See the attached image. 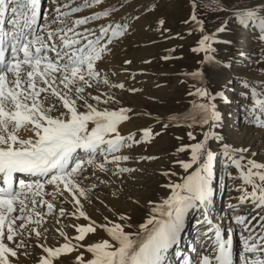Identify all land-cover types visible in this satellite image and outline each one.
<instances>
[{
    "label": "snow or ice",
    "instance_id": "snow-or-ice-1",
    "mask_svg": "<svg viewBox=\"0 0 264 264\" xmlns=\"http://www.w3.org/2000/svg\"><path fill=\"white\" fill-rule=\"evenodd\" d=\"M202 2L190 0L184 23L191 29L189 35L192 31L200 33L198 46L191 51L203 53L204 62H214V45L231 44L219 39L228 25L222 21L214 32L205 34L204 21L197 14ZM260 2L258 7L248 0H219L213 7L231 16L232 23L242 30L251 29L256 42L264 44V0ZM51 3L53 18L49 22L41 0H0V264H21L22 257L32 258V264H193L191 255L185 256L179 245L188 217L197 213V226L206 228L202 235L211 243L207 248L201 244L200 252L192 249L197 256L195 264H235L233 225L240 233V264H264V163L253 159L256 153L247 147H234L213 131L223 126L213 103L217 98L224 100L223 93L212 94L196 87L188 95L203 102H193L187 114L157 119L161 131L145 127L121 134V125L137 114L122 106L112 89L131 93L142 90L113 83L101 65L112 54L114 42L127 34L128 21L138 16L125 14L123 22H117L110 17L119 9L104 6L105 0H83L75 6L74 0ZM97 6L102 10L66 23L65 18ZM124 7L121 0L120 8ZM98 21L104 23L96 24ZM158 24L167 31L164 19ZM174 38L182 37L177 34ZM241 56L252 60L244 53ZM256 63L264 64V60ZM184 75L204 82L200 71ZM101 84L105 91L99 89ZM241 86L251 88L250 97L245 96L253 106L249 111L254 116L255 109L264 114V99L259 98L264 96V84L252 86L244 80ZM250 123L264 130L261 116ZM171 126H207L201 139L189 130L185 134L191 143L176 147L173 155L185 153L188 157L172 162L173 168L179 165L182 169L179 182L172 180L177 177L174 170L159 173L167 179L160 187L169 191L158 202H147L149 211L141 222L132 212H116L106 204L104 208L112 216L101 213L102 220L93 219L86 206L94 208V200L103 204L101 193L93 196V192L100 184L111 183L99 174L111 172L122 178L137 170L122 165L159 159L147 155L137 160L122 150L151 143ZM217 159L225 170L222 179L241 181L229 185L238 195L234 197L236 203L228 205L231 215L227 233L210 218ZM229 168L237 175L233 176ZM112 195L118 199L116 192ZM65 204L71 205L70 211ZM257 209L259 217L253 214ZM48 217H54L57 224L62 218L77 222L56 228L57 243L50 245L49 229L44 227ZM64 228H72L74 235L69 236ZM99 232L106 238L85 243L90 234Z\"/></svg>",
    "mask_w": 264,
    "mask_h": 264
},
{
    "label": "rangeland",
    "instance_id": "rangeland-1",
    "mask_svg": "<svg viewBox=\"0 0 264 264\" xmlns=\"http://www.w3.org/2000/svg\"><path fill=\"white\" fill-rule=\"evenodd\" d=\"M82 2L83 0H75L72 5ZM123 2L125 4L124 8H120L121 0H105L104 4V6H117L119 10L110 17L117 22H123L122 17L125 14L138 16V19L128 21L130 27L127 34L121 40L114 42L112 54L108 57V59H111L112 64L123 66V70L113 69L115 75L108 74V76L113 83H118L119 78H121L120 80H123L125 89L136 88L142 91L131 93L112 89L120 99L121 105L132 108L137 114L132 120L121 125V134L137 132V130L145 127H151L154 131H161V124L157 123V119L163 120L173 115L189 113L192 110L193 102H203L198 101L195 96L188 95L189 91L195 92L196 87H204L212 94L222 92L225 97L224 100L217 98L213 101L216 104L217 111L221 114L223 124L222 127L213 129V131L223 135L225 142L234 147H247L250 152L256 153V156L252 157L253 159L259 163H264V130L259 129L261 132L254 133L252 131L248 134L247 128L253 127V124L244 125L245 119L242 117L244 111L250 115V120L257 115L263 119L264 114L260 113L259 109L254 110L255 116L249 111L253 106L250 98L246 99L245 96L250 97L251 88L246 90L241 86V82L244 80H247L252 86L264 84V64L256 63L257 60H264V56L260 54L256 56V61H253L255 56L250 54L249 50L239 48L246 31L232 23L231 16L214 9L213 5H216L219 0H204L197 13L198 17L204 21L205 34L214 32L222 21L228 25L226 31L219 34V39L221 41L230 40L231 44L217 43L214 45L216 49L213 53L214 62H204L203 53L191 51L193 47L198 46L200 33L192 31V34L189 35L191 29L188 24L184 23L189 15L188 3L190 0H123ZM231 2L235 3L236 0H231ZM253 2L254 0H248L250 4ZM48 5V2L45 3L44 1L42 9L45 11ZM150 6H154V8ZM99 10H102L101 6L84 9L80 13L73 14V16L82 15L83 17ZM161 18L165 21L163 28L167 31H162L158 24V20ZM95 23H104V21ZM93 26L95 25L93 24L90 27ZM177 34L182 38H174ZM251 41L255 43L253 48L255 52L259 49L264 51V44L256 42L254 33ZM173 49L174 51H172ZM241 53L250 56L252 58L251 62L245 60ZM124 60H130L131 63L125 65ZM145 61L150 62L145 63ZM225 64H230L231 67H225ZM195 71L202 73L203 84L199 80L192 79L190 75H184ZM181 81L184 82L181 83ZM98 87L101 91L106 90V86L103 84ZM153 91L161 93L160 97L151 96L150 93ZM258 91L261 90L258 88ZM147 94L149 95L143 99L144 103H141L140 98L145 97ZM259 98L264 99V96ZM121 105H108V107L117 108ZM189 130L193 131L197 140H199L202 138V132L207 130V126L204 129L198 126L192 129L171 126L163 131L160 136L155 137L151 143H141L134 145L132 149H123L124 154H129L137 160L141 156L147 155L158 156L159 159L140 161L139 163L130 161L127 165H122L137 169L131 175L125 174L122 178L113 176L111 172L100 175L101 179L111 181V183L107 186L100 184L94 190L93 196L96 192H99L103 200L104 197L111 196L112 192H117V195L119 194L118 198L125 200V204L128 203L126 209L122 212H132L134 219L141 222L149 211L147 202L149 200L158 202L169 191L160 187L161 184L167 183V179L159 173L169 169L174 170L177 172V177H172V180L179 182L178 177L182 173V169L179 165L173 168L172 162L177 159L186 160L188 157L185 153L176 155H173V153L181 143H191L185 134ZM256 135L260 136V139L252 141ZM177 136H181L183 139L178 141L175 139ZM137 138H139L138 134ZM214 168L216 178L214 181L213 205L215 204V206L210 214L212 219L215 215L223 212L225 197L229 188L228 179H222L225 170L219 159L215 161ZM228 171L233 176L237 175L234 168H229ZM93 182L95 181H86V183ZM102 193H106V196ZM46 199L50 198L46 197ZM114 199L116 198L114 197ZM217 199L219 200L217 201ZM133 201H139V204H135ZM58 207L59 205H57ZM64 207L69 211L71 210L69 204H65ZM214 211L215 215H213ZM198 215L197 213L188 217L185 229H192L194 220ZM76 222L71 218H62L61 223L57 224L54 217H48L47 223L44 225L49 229L48 243L50 245L57 243V240L54 239L56 228ZM228 224L229 222L222 225V232L226 233L228 231ZM64 231L69 236L74 235L72 228H64ZM101 238H106L103 232H99L98 235L90 234V239H86L85 243ZM191 239L192 243H197L196 237H194V240ZM81 251L83 250L81 249ZM87 257L88 254H85V258ZM72 258H74V254L69 259ZM239 258L240 253L236 254L234 258L235 264H239ZM21 264H32V258L24 259L22 257Z\"/></svg>",
    "mask_w": 264,
    "mask_h": 264
},
{
    "label": "bare ground",
    "instance_id": "bare-ground-1",
    "mask_svg": "<svg viewBox=\"0 0 264 264\" xmlns=\"http://www.w3.org/2000/svg\"><path fill=\"white\" fill-rule=\"evenodd\" d=\"M44 1H45V3H46V1L48 2V7H47V9L45 10V12H47L48 13V20H49V22H51V20H52V18H53V15H52V8L54 7L53 6V4L51 3V0H41V3H42V5L44 4ZM75 1V0H74ZM63 2H67V0H63ZM251 4H254V5H256V6H261V2H260V0H254V2L253 3H251ZM74 5H76V4H74ZM74 5H72V6H74ZM44 10V9H43ZM63 10V9H62ZM88 15V14H87ZM82 17V15H79V16H77V15H75V16H72V17H69V18H65V20H66V23H71V21L72 20H74V19H76V18H81ZM91 26V25H90ZM89 26V27H90ZM52 27L53 28H55L56 27V25H52ZM252 37H253V31L251 30V29H249V30H247L246 32H245V35L242 37V39H241V44H240V46H239V48H242L243 50H249L250 51V54H252V55H254L255 57H253V61H256V56H259L260 54H261V51H262V49H259V50H257L256 52H255V50L253 49L254 48V42H252L251 40H252ZM251 42V43H250ZM249 44V45H248ZM256 46V45H255ZM257 47V46H256ZM255 52V53H254ZM103 69H105V70H108L107 71V73L108 74H112L113 73V69L115 70H120V71H122L123 70V66H121V65H115V64H112V62H111V59L109 58H107L106 59V61H105V63H103L102 64V66H101ZM118 72V71H117ZM121 73V72H120ZM124 73V72H123ZM113 76V75H112ZM121 76V75H120ZM118 77V76H117ZM122 77V76H121ZM123 78V77H122ZM115 79H117V78H115ZM121 78H119V82L118 83H123V80H120ZM125 80V79H124ZM115 82V81H114ZM160 94L161 93H159V92H152V93H150V95L151 96H153V97H160ZM149 94H147V95H145V97L143 96V97H141L140 98V102L141 103H144V98H147V96H148ZM140 103V104H141ZM142 105V104H141ZM244 111V110H243ZM249 114L246 112V111H244V114L242 115V117L245 119L244 121V125H246V124H248V123H250V119H249ZM257 116H259V115H257ZM263 117H264V115H263ZM247 119H248V122H247ZM264 119V118H263ZM248 129V134H250L252 131H254V133H256V132H261L259 129H257L254 125H253V127H248L247 128ZM255 129V130H254ZM260 136H258V135H256L253 139H252V141H255V139L256 140H259L260 138H259ZM123 152V151H122ZM109 167H111V166H109ZM99 175H104V174H99ZM227 182H228V187H229V185L230 184H236V185H238V184H240L241 183V181H239V180H235L234 182H232V181H229V180H227ZM103 189V188H102ZM112 189V188H111ZM110 189V190H111ZM115 190V189H114ZM100 191H102V190H100ZM115 192V191H114ZM113 193V192H112ZM117 193V192H116ZM103 194V193H102ZM106 194V193H105ZM105 194H103V195H105ZM119 195V194H118ZM238 195V193L237 192H235V191H233V190H230V187L228 188V191H227V193H226V197H225V204H224V210H223V212L222 213H220L219 215H215V211H214V213H213V215H215V217L212 219V217L210 216V218L212 219V221H213V224H215V225H218V226H220L221 228H223L222 227V225L224 224V223H230V221H229V216L231 215V213H230V211H229V208H228V205H229V203H236V201H235V199H234V197H236ZM106 196V195H105ZM113 195H108L107 197H102L103 198V204H100L99 202H97V201H94V204H95V207L93 208V207H89L88 208V214L90 215V216H92V218L93 219H95V220H97V221H100V220H102V215H101V213L103 214V215H108V216H110L111 217V215H112V213H110V212H108L107 211V209H105L104 208V205L106 204V205H108V207L109 208H112V209H114L116 212H122V211H124L125 209H126V207H127V204H125V200L123 201V200H121V198H116V199H114V197H112ZM123 199V198H122ZM219 199H217V201H218ZM214 202V201H213ZM220 203V202H219ZM222 205V204H221ZM215 206V204L214 205H212V208H211V211L213 210V207ZM86 207H88V206H86ZM211 214V213H210ZM242 214V213H241ZM254 215H256L257 217H259V215H261V213L259 212V210L257 209L254 213H253ZM222 215V216H221ZM199 218V215L195 218V220H194V223H193V226H192V229L191 230H188V229H185V231L182 233V236L183 237H181V242H180V245H179V247H180V249L182 250V252H183V254L185 255V256H189V255H191V257H192V260H193V264H195V261H196V259H197V256H196V252H200L201 251V244H204V246L207 248L208 247V245L211 243V241H205V239H204V237H203V235H202V231H204V230H206V228H201V227H199V226H197V219ZM80 223H84V221H80ZM253 223L255 224L256 222L255 221H253ZM228 227H229V224L227 225ZM190 229V228H189ZM228 230H229V228H228ZM257 231H259V229L257 228ZM232 232H233V235H232V238H233V255H234V258L236 257V254H238V253H240L241 252V246H240V239H239V237H240V233H239V230L238 229H236V227L233 225V228H232ZM227 233V232H226ZM192 236H193V238H192ZM194 237H196V239L195 240H197V243L196 244H194V242L192 243V241H190V239L192 238L193 240H194ZM191 239V240H192ZM185 246V247H184ZM187 246H189L187 249H186V247ZM185 248V249H184ZM193 248H195L196 249V252H193L192 251V249ZM240 259V258H239ZM181 264H183V261H182V263ZM239 264H240V262H239Z\"/></svg>",
    "mask_w": 264,
    "mask_h": 264
}]
</instances>
